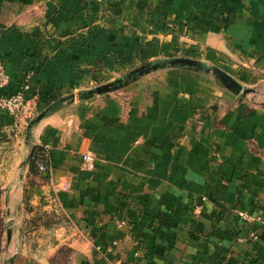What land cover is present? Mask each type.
Returning <instances> with one entry per match:
<instances>
[{
	"label": "crops",
	"instance_id": "1",
	"mask_svg": "<svg viewBox=\"0 0 264 264\" xmlns=\"http://www.w3.org/2000/svg\"><path fill=\"white\" fill-rule=\"evenodd\" d=\"M194 55L242 85L260 82L264 0H0L5 92L34 69L22 127L59 95L143 61ZM40 143L52 148L45 199L70 221L28 241L14 231L0 264H264V226L248 238L236 213L264 212V102L239 98L212 73L160 68L75 98L24 143L0 112V188L11 187L0 190V215L5 203L6 214L20 211L19 183Z\"/></svg>",
	"mask_w": 264,
	"mask_h": 264
},
{
	"label": "rangeland",
	"instance_id": "2",
	"mask_svg": "<svg viewBox=\"0 0 264 264\" xmlns=\"http://www.w3.org/2000/svg\"><path fill=\"white\" fill-rule=\"evenodd\" d=\"M109 7V5H106V8ZM177 57H189V58H194V59H199L207 63L202 57L198 55L194 56H177ZM153 61V60H152ZM144 62V61H143ZM142 64V63H141ZM140 64V65H141ZM138 65V66H140ZM136 68V67H135ZM134 69V68H133ZM34 74V69H29L27 72V75L29 74ZM218 81L222 83V81L214 74L212 73ZM31 75V77H32ZM120 77V76H118ZM118 77L114 78L113 80H108L105 82H102L100 84H97L92 88H95L97 86L109 83L117 79ZM223 84V83H222ZM241 84V83H240ZM242 85V84H241ZM223 86H225L223 84ZM226 87V86H225ZM242 87L253 89L252 92H249L247 94H243L241 91L240 93H234L230 89H227L231 91L232 93L236 94L239 98H249L251 101L255 104H260L264 102V73H262V77L260 82L254 85H242ZM88 90V89H85ZM83 90L75 91V92H69L67 94H64V96H72V95H77L79 92ZM104 94V93H103ZM101 95V94H100ZM77 98V97H76ZM70 102H61V104H69ZM45 108L43 107L42 110H38L35 112L32 116L27 118L26 122L23 124V127H21L20 131L17 129L15 130V133L17 134V137L22 140L24 143V140H30L31 136L29 139H27V126L29 122L34 119L37 115H39L42 111H44ZM46 143H40L39 146L44 148V145ZM45 149V148H44ZM52 149V148H50ZM31 159V156L29 155L26 163H29ZM40 170V169H39ZM48 172V169L45 172L42 171H36L32 172L30 170V165H29V170L26 174L25 179L19 183V188L22 191V200L20 202V211L18 212L17 210L13 213H15L13 216L9 212L11 211L8 203H5V208H8L9 214H6L7 209H3V214L0 215V243L3 246V249H6V245L8 241H12L13 238V233L14 231H18V235H16V241L21 242V241H28L32 240L35 238L38 232L35 233L34 231L38 230L40 228L42 229H53L56 228L59 225L68 223L70 221V218L65 214L60 211H56L57 208H55V203L52 201L51 203H48V201L45 199L46 194L43 192V186L45 183L49 181V175H45V173ZM1 186V185H0ZM57 186V185H55ZM55 186L53 185L52 187V192L51 195L54 197L55 194L58 192L55 190ZM2 191L8 190L10 193L11 187L8 189H1ZM40 197L41 199L39 203H35V198ZM52 198V197H51ZM6 202V201H5ZM48 205H51L52 207H45ZM23 209V216L21 210ZM28 214V215H27ZM17 252V249H16ZM14 254V253H13ZM8 256H12V253H8Z\"/></svg>",
	"mask_w": 264,
	"mask_h": 264
},
{
	"label": "water",
	"instance_id": "3",
	"mask_svg": "<svg viewBox=\"0 0 264 264\" xmlns=\"http://www.w3.org/2000/svg\"><path fill=\"white\" fill-rule=\"evenodd\" d=\"M166 67H180L214 73L222 81V83L234 93H240L241 91H243V94H247L253 91V89L242 87V85L235 78H233L230 74H228L218 66L211 65L202 60L189 57H167L150 61L147 64H144L136 69L129 71L128 73L121 75L112 82L97 86L92 89L83 90L75 96H66L61 99V102H74L76 97L79 99H83L89 95L94 96L116 91L151 71ZM55 106L56 104L47 107L44 111H42L39 115H37L29 122L27 126V139H29L31 136L32 128L41 119L52 113L55 109Z\"/></svg>",
	"mask_w": 264,
	"mask_h": 264
},
{
	"label": "built area",
	"instance_id": "4",
	"mask_svg": "<svg viewBox=\"0 0 264 264\" xmlns=\"http://www.w3.org/2000/svg\"><path fill=\"white\" fill-rule=\"evenodd\" d=\"M31 73L26 76L24 81L20 84L19 89L14 93H6L5 87L9 84L11 76L9 71L4 64V61L0 58V112L3 114H7L12 118L14 129L20 131L22 125V119L24 110L26 107V95L25 91L29 88V81L31 77ZM45 148V156L48 158L51 145L46 143L44 145ZM81 160L86 169H93L96 157L94 154L87 152L83 153L81 156ZM47 161L39 162V169L42 172L47 170ZM68 184L63 183L62 186H55V190L58 192L62 188H67ZM238 217L243 222L244 227L248 230V238L254 239L257 237L255 230L253 229V225L255 223H259L264 226V212L262 213H254L249 210H237L236 211Z\"/></svg>",
	"mask_w": 264,
	"mask_h": 264
},
{
	"label": "trees",
	"instance_id": "5",
	"mask_svg": "<svg viewBox=\"0 0 264 264\" xmlns=\"http://www.w3.org/2000/svg\"><path fill=\"white\" fill-rule=\"evenodd\" d=\"M149 62L150 61H144V62H142V64L140 66H142L144 64H147ZM140 66H137L136 68H138ZM136 68H134V69H136ZM128 72H126V73H128ZM64 97H66V96L59 95V96L55 97L50 103H48V105L45 107V109L47 107L53 105V104H56L54 111L58 110L62 106L61 99L64 98ZM90 97H92V95H89V96H87V97H85L83 99L90 98ZM40 161H47V157L45 156V149L43 147L39 146V145H33L32 149H31V159L29 161L30 170L32 172L40 171L39 170V162Z\"/></svg>",
	"mask_w": 264,
	"mask_h": 264
}]
</instances>
